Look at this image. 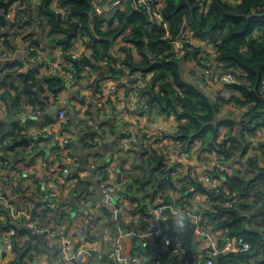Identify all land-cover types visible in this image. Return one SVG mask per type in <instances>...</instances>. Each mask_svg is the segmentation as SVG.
<instances>
[{"label": "built area", "instance_id": "2783aa9c", "mask_svg": "<svg viewBox=\"0 0 264 264\" xmlns=\"http://www.w3.org/2000/svg\"><path fill=\"white\" fill-rule=\"evenodd\" d=\"M39 1L32 0L34 7ZM59 1L52 0V8L65 14L66 9L60 5ZM112 1L109 0L108 6L104 7L103 0H95V16L105 15V18L114 16L116 10L121 9L122 6L118 5L120 0L114 1L115 7L109 6ZM166 1L134 0L139 7L148 11L150 22L157 23L164 28L169 25L163 15ZM198 1L202 5V12H208L212 0ZM227 1L237 4L240 0ZM13 3H16V9L12 8V12H5V8L2 7L0 13L15 22L19 21L24 14H19L17 11L20 1ZM11 13H17V17H12ZM118 24L117 18L113 23L106 19L103 28H115ZM21 29L20 27L9 28L10 32H16L15 41L21 38V35L17 34ZM129 32L128 28L125 33ZM125 33L118 35L111 52L116 56H121L124 54L122 46L128 45L132 47L133 54L138 59L140 57L138 49L132 42L124 40ZM166 38L171 43L172 50L182 60L183 65L191 70V73L184 71L185 75L220 106V116L224 117L232 111L234 116L241 120L237 125L238 130L241 131V125L245 124L242 118L254 102L233 90L234 84L248 83V80L239 74V71L235 72L219 59V42L213 41L210 36L200 37L187 21L179 25L175 34L168 31ZM75 42L79 45L77 50H74L72 45L68 49L58 47L52 53L45 39H41L38 44L30 40L26 45H20L17 42L16 50L8 48L4 50V58L18 55L24 63L19 67L21 72L27 71L32 63L38 62L41 65L39 77L61 76L68 84L67 89L88 88L96 81L97 70L85 67L78 81L71 58H78L83 54L91 56L93 51L91 49L87 52L84 49L82 37L75 39L73 44ZM33 52L36 53L33 54ZM102 63L107 65V61L99 62V64ZM116 67L126 70L122 78L114 80L116 85L119 84L128 90L130 97L128 105L131 109H136L143 114H148L155 109L149 107L146 98L142 96V89L150 81L153 73L138 71L130 74V70L121 62H118ZM102 83L103 81L99 83L102 93L108 95V88L103 87ZM3 90L0 87V94ZM65 91L58 94H54L49 89L46 91L53 104L59 107L54 123L47 125L46 120H42L43 127L33 125L27 130L28 134L34 138L41 133L54 136L57 147L49 153L48 157L45 158L41 153L35 152L37 148L33 142L28 143L19 155V161L24 159L26 162L20 165L19 161L13 160L15 155L11 151L6 155V152L1 149L3 144L13 141L12 136L0 140V264H14L15 262H21V264H89L90 258L94 255H97L100 260L106 259L105 262L112 261L113 264H138L141 260L140 255L129 252L127 247V237L134 234L133 223L149 222V225L137 234L151 239L158 237L165 243L164 246L169 247V218L173 219L176 229L172 248V253L176 257L175 264L187 263L188 250L185 239V224L187 223L191 224L194 235L200 237L204 243L202 252H195L189 264L196 262L214 264V259L220 255L248 251L252 248L251 241L231 235L228 228H218L211 223L210 213L216 212L217 208L206 190L212 189L215 193L227 195L226 207H233L236 204L240 194L237 190L231 189L228 178L237 171L251 174L249 164L252 157H256L257 164L264 167L263 125H258L256 120L253 122L254 132H244L247 147L242 150L237 148L238 142L234 141V135L238 130L234 129L231 132L230 125H221L217 141L227 147V151L217 147L207 149L201 139L195 140L190 149L185 150L182 148L183 140L176 137L179 126L169 132L164 127L149 129L145 125L138 132L139 137L134 134L131 138L122 140L117 158L110 157L102 150L97 154H91L88 161L92 169L90 171L89 168L85 169L82 166L80 159L73 153V148L70 146V140L74 135L66 127V122L69 120V109L63 103L62 93ZM258 92L264 98V73L258 82ZM237 94L240 97L227 101ZM106 99L100 94L95 98V104L99 108V114L109 121L115 117L117 110L110 109L105 104ZM121 102V107L117 105L119 109L127 105L124 100ZM42 109L43 106L28 103L21 109L22 113L19 116L23 117H19L17 113L14 116H17L24 124L28 118L26 116L40 115ZM259 110L264 111V104L259 107ZM165 116L174 117V115ZM84 118L85 120L81 121L78 126L79 130L86 129L92 124L91 121H94L88 114H85ZM102 136L104 134H99L92 139L95 146L99 147L103 144ZM85 140L90 142L91 138L86 136ZM126 149L131 151L128 153L124 151ZM152 152L164 156L162 176L174 185L171 184L159 191L155 199L149 195L145 201L146 210L138 202H133L128 193V183L133 174L128 164L131 160L129 155L145 153L146 155L143 156L145 159ZM123 153L127 155L122 158L125 164L119 171V156ZM31 154H37L34 161L30 160ZM183 158L189 161L184 164ZM111 163L114 168L116 167L117 178L107 176L103 179V172L109 170ZM104 164L108 166L102 168ZM77 175L98 179L100 186L98 189L90 188L92 195L87 192L79 195L78 206L73 209L72 219H70L63 215V211L70 209V198L67 194H70L68 187L71 188L69 185L71 182L74 185V188H71V194L74 195L77 192L75 188ZM188 176L197 183L200 182L204 190H197L191 194V190L196 186L193 187L186 183ZM119 177L121 182L118 181ZM104 210L111 213L114 220L113 225L108 222L107 216L103 213ZM221 219H224V216ZM88 235L97 237L96 241L93 240L95 237L88 238ZM162 242H160L161 245ZM41 246L47 247L42 249ZM101 250L106 252L103 253ZM180 255L184 256L183 260L179 259ZM152 264L163 263L161 260L153 259Z\"/></svg>", "mask_w": 264, "mask_h": 264}, {"label": "trees", "instance_id": "16d2710c", "mask_svg": "<svg viewBox=\"0 0 264 264\" xmlns=\"http://www.w3.org/2000/svg\"><path fill=\"white\" fill-rule=\"evenodd\" d=\"M14 1H20V7L24 5L26 7L22 9L24 12L22 18L15 22L0 13V41L6 48L9 50L17 48L16 32H10L9 28H24L28 24L41 31V35L37 33L35 37L29 39L33 43L38 44L41 39H44L43 34L45 30L47 31V47L51 53L58 47L70 48L75 39L82 37L84 42L92 47L93 53L91 56L83 54L78 58L69 57L74 63L78 81L85 67H92L98 72L96 81L93 83L98 91V81L101 79L109 77L120 79L126 74L124 68L116 67L118 62L126 66L130 74L138 71L152 72L150 81L142 89V96L146 98L148 106L155 108L159 114L174 115L179 120V131L176 137L183 140L182 148L189 150L195 140L201 139L207 149L217 147L227 151V147L217 141L219 128L227 124L231 126V132L234 129L238 130L237 125L241 120L234 116L232 111L224 117L220 116V106L185 75L182 60L172 50V45L166 38L168 31L175 34L179 25L187 21L200 37L210 36L213 41L219 42V59L235 72L239 71V74L248 80V83H237L233 86L234 91L254 102L242 118L245 124L241 125V131L238 130L234 135V141L238 142L237 148L246 149L247 141L243 135L246 131L254 132V121L257 120L258 125L264 126V111L259 110V107L264 104V98L258 92V82L264 73V0H240L237 4H231L227 0H212L208 12H202V5L198 0H167L163 8V15L169 24L167 28L150 22L148 11L139 7L134 0H128L127 6L116 10L115 15L110 18H105V15L95 16V0H60V5L66 9L65 14L52 8V0H40L34 11L29 6V0H12ZM1 9L2 6H0ZM115 18L119 20L117 27L103 28L106 19L113 23ZM128 28L130 32L125 33ZM121 33H125V41L132 42L137 47L140 54L138 59L135 58L132 47L128 45L122 46L124 54L121 56L111 52ZM2 50L4 53L5 49ZM101 61H107L106 70L99 64ZM23 65L18 55H14L11 59L0 60V87L4 89L2 97L7 102L9 110L21 111L26 103L44 106L43 93L46 89L54 94L67 89L68 84L61 76L39 77L41 65L38 62L32 63L27 71L21 72L19 67ZM73 93V99H78L81 103L87 102L86 97L81 96L80 90ZM238 97H240L239 94L233 95L227 101ZM111 106L112 110L116 108L113 104ZM90 112V110L86 111L88 114ZM74 115L78 121V142L83 145L85 137H94L97 131L90 126L79 130L78 126L85 118L78 113ZM70 118L72 117H69L66 127L74 135ZM45 120L47 125L55 121L52 116L46 117ZM33 125L44 126L32 119H27L22 124L20 121L0 118V140H4L7 136L13 138L12 142L1 146L2 151L6 152V155L9 151H15V156L19 155L21 151L16 148L25 145L19 143V139L30 136L27 130ZM50 136L51 134L41 133L28 143L50 140ZM72 139L70 146L83 166V158L75 153L78 144ZM86 144L90 147L89 143ZM56 147H52L48 152L41 150L43 153H39L46 158ZM37 151L38 149L35 152ZM145 155V153L137 154V157L141 156L139 164L143 163ZM122 158L123 156H119V171L125 164ZM256 159L252 157L250 160L251 174L237 171L228 178L231 189L237 190L240 194V198L233 207L225 206L227 195L215 193L212 189L206 190L217 208L216 212L210 213L211 223L218 228H228L231 235L252 242L250 250L220 255L214 259V264H264V167L259 166ZM30 160L34 161L35 155L31 156ZM163 160L162 154L149 153L144 160L143 168L146 170L144 175L133 173L128 183V193L132 201L138 202L146 210L145 201L149 195L155 199L158 192L165 186L174 185L164 177L163 182L157 187L163 174ZM107 166L104 164L102 168ZM103 175L105 179L107 177L105 172ZM75 178L77 192L73 198H70V209L63 211V215L70 219H72L73 209L78 206L79 195L86 192L92 195L90 188L98 189L100 186L98 179L80 176ZM186 183L193 187L197 186V182L189 176L186 177ZM103 213L107 216L108 222L113 225L111 213L108 210H104ZM222 216L224 219H221ZM188 224H185L186 232L189 231L191 236L194 232L193 228L191 230L188 228ZM92 237L88 235V238ZM41 248L46 249L45 246ZM14 264H21V262Z\"/></svg>", "mask_w": 264, "mask_h": 264}, {"label": "crops", "instance_id": "0c3cea01", "mask_svg": "<svg viewBox=\"0 0 264 264\" xmlns=\"http://www.w3.org/2000/svg\"><path fill=\"white\" fill-rule=\"evenodd\" d=\"M108 1L109 0H103L102 5L104 7H107ZM12 3L13 2L11 1L10 5H9V9L7 12L13 11L12 6H15L16 3H13V5L11 6ZM31 3H32V0H29V6L32 8ZM2 7H4V6H2ZM25 7H26V5H24L22 7H20V5H18V7H17L18 13L23 14L24 12L22 11V9ZM34 8H36V7H34ZM34 8H32L33 11H34ZM11 16L17 17V13H11ZM40 32L41 31L39 29H36L35 26L28 24V26L21 29V31H20L21 38L18 39L17 41H15V43L18 42L20 45H26L27 41L29 39L35 37L36 34L37 33L39 34ZM25 36H26V38H25ZM25 39H27V41ZM83 44L85 45L84 49L87 52L92 49V47L87 45L85 42H83ZM2 49H6V46H5V44H3L2 41H0V60L11 59V58H7V57L4 58V53H3ZM100 65H103L104 70H106L105 64L102 63ZM100 81H98V88H99L98 91H97V88L95 86H93V84H91L90 85L91 93L89 94L90 97L87 98L85 96V94L83 95L87 99V102H85V103H81L78 99H75V98L73 99L72 96L74 95V93L66 94V91H65V93H62L63 94V103H64L65 107H67L69 109V112H68L69 117L70 116L72 117V118H70L71 119L70 126H71L73 133H75L72 141L74 143L78 144V145H76L77 147L75 146L76 147L75 153H78L83 158V160H84L83 167L85 169L89 168L90 171L92 170L91 167L88 165L89 164L88 161H89L91 154H97L100 150H102L104 152H105V150L109 151L110 149H108V148H110V147H114V148L118 149L124 138L125 139L131 138L134 134L139 137L138 132L140 131L142 126L146 125L149 127V129L164 127L169 132L172 129L179 126V121L175 117L165 116L163 114L161 115L155 109H152L148 114L139 113L138 110L131 109V107L128 105V101L130 99L128 90H125L124 87L120 86L119 84L116 85L117 83L115 82V80L110 78V77L102 80L103 81V83H102L103 87L106 86L108 88V95H104L102 93L101 86L99 85ZM87 89H89V87L83 88L81 90L84 93ZM47 90L48 89H46L43 93V96L45 98V104L43 106L42 113L40 115L26 116V117H28V118L24 117V118H26V120L32 119V120H35V121L41 123L42 120L46 119V117H50V116H52L53 118L56 117L58 106L56 104H53L52 99L46 93ZM98 92H100V93H98ZM65 94H66V96H64ZM100 94L102 96H104V98H107L105 101V104L108 105L110 109H113L111 104H113L116 107L114 110H117V113L112 120L106 121L105 118H103L102 116H100V114L95 112L97 110V107H96V105H94L95 106L94 107L92 104H95V98L98 97ZM121 100H124V102L127 105H126V107L119 109L117 107V105H119V107L122 106ZM27 104L28 103H26V106H27ZM2 107L4 108V110H0V118L8 120V121H10V120L20 121V119L14 115L17 113V115L19 116L22 112L16 111V110H9L8 104L5 100H3L2 92H1V94H0V109ZM87 110H90L91 112L94 113V121H91L92 124L90 125V127H92V129H94V131H97L95 136H97L99 134H104V136H102L103 144L99 147L95 146L94 142L92 141V139L95 136L94 137L89 136L91 138L90 142H88L84 139L85 144H83V145H82V143L78 142L79 141V134H78V130H77L78 121L76 120L77 117L74 114L78 113V115H81L82 117H84ZM19 117H23V116H19ZM105 133H106V135H105ZM119 133H120V135H119ZM53 137L54 136H52V134H51L50 140H42V141L36 143L35 146L38 149V152H41V150L48 152V151H50V149L52 147L56 146L57 141ZM25 142H21V143L25 144ZM19 143H20V141H19ZM26 143H28V142H26ZM86 143H89L90 147L87 146L88 144H86ZM129 143H130V141H129ZM124 151H127L129 153V151H131V150L126 149ZM11 152L13 154L15 153V151H11ZM41 153H43V152H41ZM132 157H134V154ZM140 158H141V156H138L137 160L140 161L141 160ZM19 159H20L19 155L13 156V160L15 162L19 161ZM188 161H189V159L183 158L184 164H186ZM85 178H88V176H86ZM162 178L163 177L161 176L160 180H162ZM160 180H159V182H160ZM69 185L71 186L72 189L74 188V185L72 184V182ZM157 187H158V184H157ZM166 187L167 186H165L164 188H166ZM71 188L68 187V191L70 194H67V195L69 196V198H71V197L73 198L75 196V195L71 194V192H72ZM67 195H66V197H67ZM125 219L128 222L127 218H125ZM133 224H134V230H133L134 234L129 235L127 237L128 251L131 253H135V254L140 255L141 260L139 261L138 264H152L154 255L159 256V250L160 249L164 250L165 248L168 247V245H167V247L164 246L162 240H160V238H158V237L155 239H151L149 237H141L140 234H137V233H139V231L142 230V228L148 226L149 222H134ZM93 237H95V236H93ZM193 237H194V233H193V235H191L192 242H193ZM96 239H97V237H95L93 240L96 241ZM98 240H100V238H98ZM160 242H162V245L160 244ZM45 247H47V246H45ZM192 248H193V243H192ZM190 249H191V247H190ZM261 249H262V246H261ZM187 250H188V252H187V256H186V262H189L188 257L190 255V252H189L188 247H187ZM193 250H194V248H193ZM101 252H103V250H101ZM105 252L106 251H104L103 253H105ZM194 252H195V250H194ZM193 257H194V255H193ZM173 258H174V254L171 251L167 255V260L169 262H171ZM105 260L101 261L97 255H94L90 258L89 264H93V263L96 264L98 262L103 264L105 262ZM105 263L112 264L111 262H105Z\"/></svg>", "mask_w": 264, "mask_h": 264}, {"label": "rangeland", "instance_id": "374dc122", "mask_svg": "<svg viewBox=\"0 0 264 264\" xmlns=\"http://www.w3.org/2000/svg\"><path fill=\"white\" fill-rule=\"evenodd\" d=\"M115 0H113L112 2H110V5L109 6H111V7H115L116 5H115V2H114ZM127 3H128V0H126V1H124L123 2V0H120L119 1V3H118V5H120V6H122V8H124V7H126L127 6ZM31 6H32V8H34V2H32L31 3ZM13 8L14 9H16V6H13ZM34 10H36V8H34ZM40 35H41V32L39 33ZM43 38L45 39V40H47L46 38L48 37V34H47V31L45 30V32H44V34H43ZM73 46H74V50H77L78 48H79V45H78V43L77 42H75V44H73ZM184 70L186 71V72H188V73H191L190 71L191 70H189V67H186L185 65H184ZM76 90H81V89H79V88H71V89H66V94H68V93H73V92H75ZM91 93V90H90V87H89V89H87L84 93L82 92V90H81V95H84L85 94V96L87 97V98H89L90 96H89V94ZM98 93H100V92H98ZM66 94H65V96H66ZM96 105V104H95ZM131 106H134V105H132V104H130ZM95 107V106H94ZM97 107V106H96ZM96 113H98L99 114V108L97 107V110L95 111ZM86 114H88V113H86ZM88 115H90L91 116V119L92 120H94V113L93 112H90ZM108 123V122H107ZM105 135H106V133H105ZM104 138V137H103ZM23 144V143H22ZM27 145H28V143H26L25 142V145H21L20 147H18V148H16V149H18V151H23V149H24V147H27ZM33 145H36V143L35 142H33ZM108 149H110L109 151H106L105 150V152H107L108 153V155L109 156H115L116 158H117V155H118V149H116V148H114V147H110V148H108ZM37 153H39L38 151H37ZM20 155V154H19ZM33 155H37V154H31L30 156H33ZM107 155V154H106ZM127 154L126 153H123V154H121V156H126ZM129 157H130V161H129V167L131 168V170H133V173L134 174H136V175H138L139 173H141V175H144V172L146 171L143 167H144V160L145 159H143V163H141V164H139V162H138V160H137V154L136 155H134V157H132V156H130L129 155ZM26 162V160H24V159H21L18 163L20 164V165H23L24 163ZM147 162V161H146ZM117 170H116V167L114 168V165L111 163V164H109V170L108 171H106L105 172V174L107 175V176H110L111 178H113V179H116L117 178ZM103 240V239H102ZM163 244H165L164 242H163ZM193 248H194V250H195V252H197V253H201L202 252V250H203V248H204V243L201 241V239H200V237H198V236H196V235H194V237H193ZM179 259H184V256H181L180 255V258ZM101 261H104V260H101ZM98 264H102V263H98ZM103 264H107V263H103Z\"/></svg>", "mask_w": 264, "mask_h": 264}, {"label": "water", "instance_id": "95a60500", "mask_svg": "<svg viewBox=\"0 0 264 264\" xmlns=\"http://www.w3.org/2000/svg\"><path fill=\"white\" fill-rule=\"evenodd\" d=\"M11 1L12 0H0V6H4L5 12L8 11ZM33 138H34V136H23L19 141H20V143L21 142H25V141L29 142ZM119 175H120V173H119ZM163 180H164L163 178H162V180H160V182L158 183V186L162 183ZM118 181L121 182V178L120 177H119ZM197 190H204V187H203V185L200 182L197 183V186L193 190H191L190 193L192 194V193H194ZM165 203H168V202L165 201ZM168 223H169V238H170L169 247L166 250H160L159 251V256H157V257H155L153 259L161 260L163 264H175V262H176V257L175 256H174V258L172 259L171 262H169L167 260V255L172 251V248L174 246V238L173 237L176 234V229H175V224L173 222V219L169 218L168 219ZM188 228L191 230L192 227L188 224ZM185 239H186L187 247L189 248V252H190V255L188 257L189 261H190L193 258V255L195 254V252H194V250L192 248V243L193 242H192V238H191V236L189 234V231L186 232ZM76 246H77V244H76ZM190 247H191V249H190ZM185 264H189V262H187Z\"/></svg>", "mask_w": 264, "mask_h": 264}]
</instances>
